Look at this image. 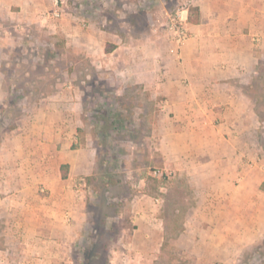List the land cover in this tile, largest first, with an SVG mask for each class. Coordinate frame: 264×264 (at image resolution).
<instances>
[{
    "label": "crops",
    "instance_id": "crops-1",
    "mask_svg": "<svg viewBox=\"0 0 264 264\" xmlns=\"http://www.w3.org/2000/svg\"><path fill=\"white\" fill-rule=\"evenodd\" d=\"M51 1L0 0V8L11 17L18 11L23 22L26 8L39 10ZM169 1L100 0L98 8H122L123 15L142 6L146 22L154 23ZM183 2L190 36L180 45L158 28L137 33L121 16L122 32L98 28V73L102 87L114 89L120 82L134 91L129 102L155 105L150 144L190 174L195 219L178 230L174 244L229 248L233 208L243 232L249 209L264 217L263 149L251 139L257 130L249 127L264 114V0ZM190 7L199 8L197 22L188 21ZM7 35L0 36L8 40ZM4 46L0 41V117L14 87L7 84L5 58L11 53ZM68 100L44 97L29 111L22 109L13 127H2L0 264H98V229L89 221L85 187L96 149L82 143ZM142 198L132 209L137 226L123 228L110 245L115 255L109 264H154L168 243L161 210Z\"/></svg>",
    "mask_w": 264,
    "mask_h": 264
},
{
    "label": "rangeland",
    "instance_id": "rangeland-1",
    "mask_svg": "<svg viewBox=\"0 0 264 264\" xmlns=\"http://www.w3.org/2000/svg\"><path fill=\"white\" fill-rule=\"evenodd\" d=\"M98 1L60 0L61 14L57 16L52 0L49 7L26 8L23 22L15 16L18 11L11 17L9 9L0 8V35L6 32L9 37L7 40L0 36V41L11 53L10 58H5L7 84L14 86L8 89L9 102L0 117V132L2 127L14 126L22 109L29 111L44 97L69 98L72 116L80 124L82 143L96 149L95 168L85 187L89 221L98 229V259L109 261L110 254L115 255L110 245H114L123 228L133 230L137 226L132 209L139 207V198L143 197L149 200V207L161 210L162 222L168 227V243L157 253L154 264H264V231L255 230L264 227V217L259 218L254 208L249 209L245 232L238 221V209L233 208L230 219L234 221V231L230 233L229 248L204 249L189 241L186 248L174 244L178 230L195 219L190 213L195 205L190 174H182L173 161L150 144L148 136L154 123L150 112L154 104L129 102L134 91L120 82L114 89L101 86L98 28L122 32L125 24L119 20L121 16L131 21L128 24L137 33L151 27L166 34L169 14L185 3L170 0L167 14L162 9L163 17L147 23L142 6L139 12L125 9L122 15L119 12L124 9L109 5L98 8ZM62 22L66 25L61 26ZM262 69L260 80L264 83V66ZM103 76L110 77L108 73ZM20 100L23 104L17 103ZM262 107L260 112L264 111V103ZM261 116L259 121L249 122V127L257 130L251 139L263 149L260 158L264 160V114ZM87 251L93 254L94 249ZM203 254L209 256L203 258Z\"/></svg>",
    "mask_w": 264,
    "mask_h": 264
},
{
    "label": "built area",
    "instance_id": "built-area-1",
    "mask_svg": "<svg viewBox=\"0 0 264 264\" xmlns=\"http://www.w3.org/2000/svg\"><path fill=\"white\" fill-rule=\"evenodd\" d=\"M56 8L55 15L59 16L60 0H54ZM185 7L177 9L174 13L169 14L168 20L165 23V33L178 45L186 41L189 36V30L187 28V17L184 16Z\"/></svg>",
    "mask_w": 264,
    "mask_h": 264
},
{
    "label": "trees",
    "instance_id": "trees-1",
    "mask_svg": "<svg viewBox=\"0 0 264 264\" xmlns=\"http://www.w3.org/2000/svg\"><path fill=\"white\" fill-rule=\"evenodd\" d=\"M198 19H199V8H197V7H190L188 21L189 22H197ZM107 50L109 51L110 48H107ZM79 131L81 132V129H79ZM73 147L74 148H77L78 147V144H74ZM64 176H65V173H64ZM107 261H106V259H98V264H108Z\"/></svg>",
    "mask_w": 264,
    "mask_h": 264
}]
</instances>
